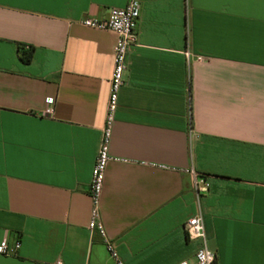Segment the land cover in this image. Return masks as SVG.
I'll return each instance as SVG.
<instances>
[{"label": "crops", "instance_id": "obj_1", "mask_svg": "<svg viewBox=\"0 0 264 264\" xmlns=\"http://www.w3.org/2000/svg\"><path fill=\"white\" fill-rule=\"evenodd\" d=\"M128 1L0 0V245L21 246L0 264H113L89 187L118 35L81 21ZM138 1L106 236L124 264L193 262L184 225L201 212L216 264H264V0Z\"/></svg>", "mask_w": 264, "mask_h": 264}, {"label": "built area", "instance_id": "obj_2", "mask_svg": "<svg viewBox=\"0 0 264 264\" xmlns=\"http://www.w3.org/2000/svg\"><path fill=\"white\" fill-rule=\"evenodd\" d=\"M141 15V4L138 0H129L124 8L113 9L106 20L95 18H85L81 24L89 29L111 30L118 35L115 46L114 71L111 80V91L108 103L106 122L103 129V136L98 156L93 168L92 181L89 187V195L93 200V210L89 229L91 232L97 231L104 239L105 246L113 260V264H124L112 243L108 240L104 226L100 219V200L104 189L105 174L107 166L111 160L109 146L116 112L119 107L120 92L125 86V73L128 70L129 55L131 49L138 42V22ZM55 101L47 98L46 104L51 111ZM197 197L208 191V183L205 177L196 176L194 181ZM187 237L191 241H199L200 246L196 252L195 260L182 261L178 264H216V255L209 248L208 239L205 231L204 218L201 212L191 217L184 225ZM20 243L10 246L8 242L0 245V255L11 256L20 249ZM54 264H65L62 260H57Z\"/></svg>", "mask_w": 264, "mask_h": 264}, {"label": "trees", "instance_id": "obj_3", "mask_svg": "<svg viewBox=\"0 0 264 264\" xmlns=\"http://www.w3.org/2000/svg\"><path fill=\"white\" fill-rule=\"evenodd\" d=\"M32 49L27 50H22L21 51V59L23 60V62L25 63H29L32 59Z\"/></svg>", "mask_w": 264, "mask_h": 264}]
</instances>
